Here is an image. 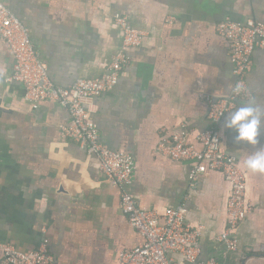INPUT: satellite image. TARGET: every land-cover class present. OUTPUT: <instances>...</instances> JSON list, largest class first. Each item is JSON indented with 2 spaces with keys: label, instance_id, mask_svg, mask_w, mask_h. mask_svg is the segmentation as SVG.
<instances>
[{
  "label": "crops",
  "instance_id": "1",
  "mask_svg": "<svg viewBox=\"0 0 264 264\" xmlns=\"http://www.w3.org/2000/svg\"><path fill=\"white\" fill-rule=\"evenodd\" d=\"M0 1L30 27L51 79L63 88L104 74L121 48L115 14L146 31L141 46L126 50L128 65L112 91L85 105L101 142L133 157L126 190L142 208H186V221L200 227V261L264 264V173L243 167L264 147V125L259 143L250 145L233 140L225 117L219 124L222 150L246 175L249 212L235 231L237 251L218 241L231 196L224 175L210 172L193 183L190 163L157 151L162 140L179 133L202 150L200 135L210 123L201 94L226 99L236 83L217 25L225 19L264 21V0ZM13 72V55L0 37V242L24 252L45 243L58 264H119L123 252L144 240L122 211L119 189L102 176L94 156L63 137L68 112L49 101L32 110L22 85L9 82ZM246 80L264 105V50L254 51Z\"/></svg>",
  "mask_w": 264,
  "mask_h": 264
},
{
  "label": "built area",
  "instance_id": "2",
  "mask_svg": "<svg viewBox=\"0 0 264 264\" xmlns=\"http://www.w3.org/2000/svg\"><path fill=\"white\" fill-rule=\"evenodd\" d=\"M114 24L121 37V48L112 57L104 74L95 79H79L71 87L57 86L42 61L31 30L3 2L0 1V37L14 58V72L9 82L24 88V100L32 110L43 102H55L70 116L69 125L62 127L63 137L74 141L87 154L98 161L99 171L111 185L120 191V204L129 223L143 237V243L120 256L119 264H177L171 253L182 256L188 264H220L216 260L200 261L197 241L200 227L186 221V208H169L163 213L142 208L126 186L132 181L135 162L132 156L108 148L100 140L99 130L86 109V103L112 91L118 83L123 69L128 65L126 50L137 48L144 42L147 32L135 28L128 18L115 14ZM166 22L172 24L171 18ZM217 32L227 42L229 57L234 67L236 83L226 99H215L205 93L201 98L208 106L210 128L200 135L202 150L186 141L182 133L164 139L157 151L174 161L191 164L190 178L196 182L210 172L224 175L231 185V196L227 205V227L218 237L229 251L239 250L235 231L249 212L245 193L246 175L234 157L221 148L219 124L227 110L236 106L238 100L253 97L247 75L253 68V53L264 50V21L253 19L234 21L225 19L217 25ZM240 91H234L236 88ZM221 113H223L221 115ZM1 264H58L45 243L24 252L15 246L0 242Z\"/></svg>",
  "mask_w": 264,
  "mask_h": 264
},
{
  "label": "clouds",
  "instance_id": "3",
  "mask_svg": "<svg viewBox=\"0 0 264 264\" xmlns=\"http://www.w3.org/2000/svg\"><path fill=\"white\" fill-rule=\"evenodd\" d=\"M234 91L238 93L240 89L237 87ZM262 125L264 105L258 104L253 97L228 109L223 127L234 132L235 142L256 145L259 143L258 134ZM243 167L251 172L264 173V147L249 154L243 160Z\"/></svg>",
  "mask_w": 264,
  "mask_h": 264
}]
</instances>
